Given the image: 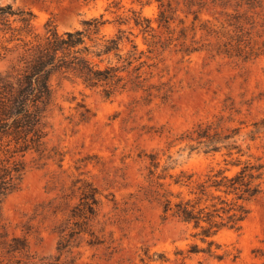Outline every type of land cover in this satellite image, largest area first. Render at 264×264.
I'll list each match as a JSON object with an SVG mask.
<instances>
[{
	"label": "rangeland",
	"instance_id": "1",
	"mask_svg": "<svg viewBox=\"0 0 264 264\" xmlns=\"http://www.w3.org/2000/svg\"><path fill=\"white\" fill-rule=\"evenodd\" d=\"M1 1L40 33L103 20L88 42L122 37L102 66L124 68L126 85L107 95L56 74L40 144L0 138L15 176L0 196V264H264V0ZM3 40L0 71L14 57ZM245 165L260 167V190L238 202V225L203 238L164 213L167 197Z\"/></svg>",
	"mask_w": 264,
	"mask_h": 264
},
{
	"label": "trees",
	"instance_id": "2",
	"mask_svg": "<svg viewBox=\"0 0 264 264\" xmlns=\"http://www.w3.org/2000/svg\"><path fill=\"white\" fill-rule=\"evenodd\" d=\"M32 20L31 12L15 9L0 0V38H4L1 47L6 55L14 54L9 69L0 71V138L11 137L23 151L40 144L47 134L44 120L54 99V75L74 76L90 87L103 86L107 95L126 85L121 74L124 68L113 64L102 66L104 56L119 55L122 37L105 38L94 44L88 42L93 40L92 34L99 32L103 20L95 17L87 20L83 29L63 32L47 24L41 33L35 32ZM208 126L204 129L206 133L211 128ZM199 134V137H208L201 131ZM259 169L245 165L233 175L220 170L200 183L198 190H190L191 196L179 193L175 201L167 197L164 213L193 223L201 229L197 234L203 238L217 234L224 227H234L247 213L238 202L250 199L260 190V184L254 183L260 177L261 173H255ZM0 170L1 196L11 187L15 176L2 161ZM175 183L190 185L180 176ZM229 195H233L230 202ZM46 264L64 263L56 259Z\"/></svg>",
	"mask_w": 264,
	"mask_h": 264
}]
</instances>
